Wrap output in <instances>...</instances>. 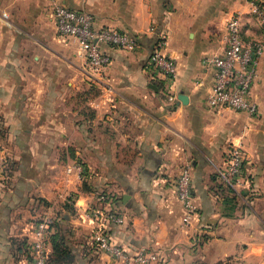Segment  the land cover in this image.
Wrapping results in <instances>:
<instances>
[{"label": "crops", "instance_id": "1", "mask_svg": "<svg viewBox=\"0 0 264 264\" xmlns=\"http://www.w3.org/2000/svg\"><path fill=\"white\" fill-rule=\"evenodd\" d=\"M216 1L219 7L230 5L242 12L249 6L248 0ZM60 2L68 8L91 13L95 27L125 31L137 42L132 51L102 45L110 64L96 78L79 54H70V48L77 47L78 52V46L74 40L76 46L57 34L54 20V32L58 41L61 40V48L31 38L40 31L32 19L25 20V12L24 16L19 14L25 9L30 12L33 1L0 0V13L11 17L10 24L0 17V112L4 116H33L41 110L40 101L50 98L51 93L52 99L61 98L64 120L57 123L53 119L46 128L64 135L62 144L67 149L73 145L77 148L75 153L84 157L83 162H88L89 168L93 166L94 175L88 180L97 182L96 188L88 192L81 188L74 200L82 223L78 219L74 222L84 226L82 229L77 226L79 231L89 233L92 227L84 215L86 208L108 206L106 201H99L96 192V189L107 190L112 196L109 199L114 200L112 206L124 215L123 223L109 226V235L131 253L147 247L160 252L162 264H188L197 252V247H193L197 244L205 253L209 248L216 249L217 257L238 253L239 258L264 261V53L250 94L258 106L256 123L247 127L243 111L212 109L206 103L214 70L202 66L201 59L222 49L226 20L221 9L210 14L219 31L211 25L205 37L200 38L201 45L208 44L211 35L216 34L215 43L217 40L219 44L205 47L187 41L189 26L200 14L197 0H172L173 10L164 8L161 0ZM9 5H17L19 10L12 12ZM250 17L247 13L244 16L245 35L258 38L260 28L254 26ZM24 36L30 37L33 44L23 43ZM160 36L165 40L164 52L176 59L178 75L174 92L177 97L185 95V103L178 98L169 101L161 82L147 67L148 57ZM23 48H29L27 53ZM204 50L210 53L200 59ZM55 63L60 67L57 74ZM150 84L158 90L150 88ZM74 87L78 91L88 87L94 90L87 102L91 114L86 117L83 112L78 113L80 122L76 126L69 106ZM35 127L37 131L41 126ZM231 142L242 144L252 173L247 201L228 194L214 179ZM37 146V141H31L32 151ZM34 153L37 156V151ZM184 165L191 168L196 206V213L186 227L181 226L183 207L174 187ZM81 179L73 174L66 181L77 180L80 186ZM63 183L57 186L62 187ZM66 187L71 188L70 184ZM32 227V223L25 226L23 230L28 232L23 234L30 237ZM101 256L107 264H118L103 253Z\"/></svg>", "mask_w": 264, "mask_h": 264}, {"label": "rangeland", "instance_id": "2", "mask_svg": "<svg viewBox=\"0 0 264 264\" xmlns=\"http://www.w3.org/2000/svg\"><path fill=\"white\" fill-rule=\"evenodd\" d=\"M28 1H33L31 11L29 12V10L25 9L19 15L24 16L23 12H25V20L32 19L33 25H36L39 29L40 32L36 34L34 32L35 35L31 38H38L48 44L52 43L55 49L61 48V40L58 41L54 32L53 19L45 0ZM161 1L164 8H168V10L172 9V0ZM197 1V10L200 11V14H198V18L194 20V23L189 26L188 32L190 35L187 37V41L201 45L200 38L205 37L204 33L209 30V27L212 25V28L216 29L215 23L211 22L213 19L210 16L211 13L218 12L221 9L222 12L220 13L225 15L226 20V17L230 13L238 9H232L230 5L225 4H221L219 7L216 0ZM257 2L264 7V0H257ZM191 5L194 6L193 3ZM217 7L219 8L217 9ZM9 9L12 12L14 10L18 11L19 7L17 5H9ZM32 15L34 16L31 17ZM249 16H251V22L256 24L254 26L259 27L256 18L250 14ZM248 25L247 27H251ZM23 27L27 29L26 26ZM216 31L218 32L219 28ZM211 36L212 40L209 39L208 44H203L205 47H210V45L215 43L216 34ZM254 36L250 35L246 37L252 38ZM32 39L24 36L22 42L26 45L33 44ZM66 41L76 46L72 39L67 38ZM195 43H193V46ZM218 44L219 41L217 42L216 40L215 46ZM76 48H70L71 55L74 53L76 55L79 54ZM23 49L26 53L29 50V48ZM214 50L216 51L217 48H214ZM207 53L210 52L204 50L200 55V59ZM71 55L69 57L73 59ZM43 65L45 66L44 63ZM54 66L55 74L59 73L60 67H57L56 63ZM85 74L87 75V72ZM58 86L60 91L61 87L60 85ZM73 93L69 106L74 113L72 123L76 126L80 122L78 120L80 112H83L86 117H89L91 114L87 102L91 94H94V90L92 91L88 87L85 90L79 89L78 91L74 87ZM23 96H26V94H23ZM52 97L53 94L51 93L50 98L40 101L39 107H41V110L37 115L4 116L0 112V264H25L24 261L26 260L22 257L21 249L24 240L28 238L23 233L24 231L27 233L28 230L23 229L25 226H30L31 223L34 225L36 221L45 216L51 217L52 223L54 222L58 229L57 233L63 240L62 247H67L70 252V260H66L62 264H107L106 259L101 256L102 253L92 243L91 230L89 233L84 234L77 227L79 226L82 229L84 226L74 222L78 219L82 223V218L79 217L80 213L74 201L80 189L82 188L85 192L93 190V188H96L94 186L97 185V182L94 181L96 183L94 184L88 180L94 175V173L91 174L93 166L90 165L91 168H89L88 162H83L84 157L75 153L77 148L73 145L67 149L62 144L65 141V136L61 135L60 132H52L53 129L46 128V124H49L53 119L57 123H61L64 120L61 98L56 97L52 99ZM26 108H29V106ZM244 116L246 119L245 126L248 127L249 124L253 126L256 123L255 118H250L246 114ZM238 120H241V117ZM232 121L239 123L237 120L232 119ZM36 125L41 126L37 131L35 129ZM31 141L38 142V146L34 147V151L30 148ZM49 142L55 146H51ZM35 151H37V156L34 153ZM73 156L78 157V160L86 168L85 174L81 175L80 186L77 185V180L76 183L66 181L68 175L65 172V167L67 164H71ZM61 182H64L63 186H57ZM67 184H70V187L73 184L75 185L74 188H68L66 187ZM96 192L97 195L105 194V199L107 198L106 202L109 198H112L111 194L107 193V190L100 191V189H96ZM79 204H82V202H79ZM117 210L123 215L121 210ZM181 226L186 227L182 222V218ZM200 245L202 246V244ZM193 247H197V252L191 257L188 264H264L263 260L239 258L238 253L217 257L218 253L216 249L209 248L205 253V251L199 250L197 244ZM52 263L61 264V261L55 260L50 264Z\"/></svg>", "mask_w": 264, "mask_h": 264}, {"label": "built area", "instance_id": "3", "mask_svg": "<svg viewBox=\"0 0 264 264\" xmlns=\"http://www.w3.org/2000/svg\"><path fill=\"white\" fill-rule=\"evenodd\" d=\"M46 4L57 34L75 41L80 58L90 74L96 78H100L110 64V57L102 49V45L107 44L127 51H132L137 46L136 38L125 31L113 27H95L94 17L87 11L68 8L60 0H46ZM248 4L246 12L233 11L226 18L221 51L204 56L201 64L214 70L213 85L206 99L207 106L219 110L243 111L248 117L254 118L258 114V106L250 98V94L257 79L259 61L264 53V7L257 0L249 1ZM246 13L253 15L258 21V38L245 36L243 21ZM0 17L10 24V15L1 12ZM164 47V37L160 36L148 57L147 67L152 71V76L161 82L168 100L173 101L177 99L174 92L178 75L177 63L174 57L164 52ZM85 171V166L78 159H72L71 164L65 167L67 175L75 174L80 177ZM215 175L228 194L248 200L252 188V173L241 143H230L224 163L216 169ZM174 187L176 197L183 207L182 222L187 226L196 213L189 165L179 169ZM98 198L103 201L105 196L100 194ZM107 203L109 204L106 208H86L84 212L92 226L91 240L95 247L118 264H162L164 259L157 250L142 247L131 253L111 238L109 226L123 223L124 217L112 206L111 199ZM51 223V217L45 216L33 225L31 236L28 237V264H47L49 239L53 231Z\"/></svg>", "mask_w": 264, "mask_h": 264}, {"label": "trees", "instance_id": "4", "mask_svg": "<svg viewBox=\"0 0 264 264\" xmlns=\"http://www.w3.org/2000/svg\"><path fill=\"white\" fill-rule=\"evenodd\" d=\"M248 1H252V0H248ZM72 159H77V158L75 156H73ZM84 174L85 173H83V175ZM214 179L216 181V185L219 186V188L224 189L223 186H222V184L218 182L215 174H214ZM103 195L106 196L105 194H103ZM106 199H104L103 201H106ZM51 224H52L53 231H52V233L50 235V239H49L50 240V251H49V256H48V259H47V264H50L51 262H53L55 260L61 261V264H62V263H64V261L70 260V258H71L70 255H69L70 252L67 249V247H62L63 240L60 237V235L57 233L58 232V229L56 228L54 222L51 223ZM29 245H30V241H29L28 238H26L24 240V243L22 245V249L21 250H22V257L27 262L30 260V256H29Z\"/></svg>", "mask_w": 264, "mask_h": 264}, {"label": "water", "instance_id": "5", "mask_svg": "<svg viewBox=\"0 0 264 264\" xmlns=\"http://www.w3.org/2000/svg\"><path fill=\"white\" fill-rule=\"evenodd\" d=\"M149 87L152 88V89H154L155 91L158 90L157 87H155L154 85H151V84H150ZM177 98H178L180 101L184 102V103L187 101V97H186L185 95H183V94H179Z\"/></svg>", "mask_w": 264, "mask_h": 264}]
</instances>
